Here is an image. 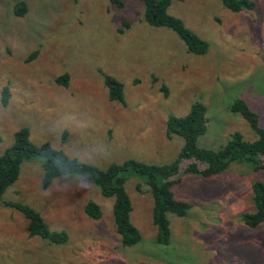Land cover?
Instances as JSON below:
<instances>
[{"label":"rangeland","instance_id":"1","mask_svg":"<svg viewBox=\"0 0 264 264\" xmlns=\"http://www.w3.org/2000/svg\"><path fill=\"white\" fill-rule=\"evenodd\" d=\"M120 1L0 0V154L26 127L34 144L49 142L72 157L86 159L88 151L107 146L106 159L87 158L102 169L129 159L171 164L184 139L168 135V117L188 114L195 101L208 108L200 146L219 149L234 131L257 138L231 104L243 98L264 127V0L239 12L222 0H174L169 13L209 43L205 54L189 51L172 29L146 22L142 0ZM18 3L27 7L23 16L16 15ZM105 74L123 82L124 103L110 99ZM190 162L173 178V191L192 207L185 216L168 214V244L156 241L146 178L125 172L131 220L142 234L125 246L113 197L87 178L57 177L44 188L41 160L24 161L0 199V264H264V222L251 227L244 220L255 211L252 183L264 180V170L235 161L204 177L187 170ZM89 200L101 206V218L86 214ZM4 201L33 207L69 240L30 236L29 219Z\"/></svg>","mask_w":264,"mask_h":264},{"label":"trees","instance_id":"2","mask_svg":"<svg viewBox=\"0 0 264 264\" xmlns=\"http://www.w3.org/2000/svg\"><path fill=\"white\" fill-rule=\"evenodd\" d=\"M173 1L142 0L145 5V21L153 26L172 29L185 42L189 51L205 54L209 49V43L189 29L181 18L169 13V7ZM113 2L123 5L120 0H113ZM222 2L235 12L243 9L252 10L255 7L252 0H222ZM26 11L25 3L16 4V15L23 16ZM68 77V74H64L59 78V81L65 84ZM105 83L109 89L110 99L124 103L123 82L112 75L105 74ZM3 94V102L7 104L9 92L6 88ZM231 110L241 113L249 122L257 134L255 140L248 141L240 131H234L228 141L219 149L200 146L199 138L208 129V108L202 101H195L188 114L184 116L172 114L168 117V135L176 134L184 139V145L178 157L171 164L158 165L129 159L123 163H111L107 168L102 169L88 163L83 165L72 163L71 167L74 171L84 172L86 178L98 186L103 195L114 198L113 216L117 233L120 235L123 245L132 246L142 240L140 230L131 220L133 205L125 185L127 181L125 172L129 169L143 175L146 178V184L150 187L154 198L153 222L158 227L156 241L162 244H168L171 240L168 214L185 216L192 207L190 202L177 199L173 191V178L180 173L183 161H191L187 166L189 172L204 177L222 173L235 161L247 162L255 170H264V127L260 125L259 114L251 109L247 101L241 97L233 101ZM64 153H66L64 150L53 147L49 142L41 145L34 144L30 139V131L26 127L16 131L14 143L0 154V199L8 187L18 180L23 162L32 159L41 160L45 171L42 185L44 188L50 187L53 181L60 177L56 171L60 162L67 160ZM63 167L65 170L69 168L67 163ZM252 189L255 211L245 214L244 220L251 227H256L264 222V180L254 181ZM3 203L15 207L25 214L29 219L30 236L39 235L53 243H66L69 240L65 231L51 230L42 215L33 207L18 202L4 201ZM85 212L93 219L101 218L103 213L101 206L93 200L86 203Z\"/></svg>","mask_w":264,"mask_h":264},{"label":"clouds","instance_id":"3","mask_svg":"<svg viewBox=\"0 0 264 264\" xmlns=\"http://www.w3.org/2000/svg\"><path fill=\"white\" fill-rule=\"evenodd\" d=\"M53 151H55V149H53ZM94 153L96 155L102 156V158H105V159L110 155V153H108L107 146H104L103 148H94L92 151H88L86 153V157L87 158H94ZM64 156L67 157V160L61 161L60 165H58V168L56 171L57 174L60 175V179L64 180V177L67 176V180L65 181V183H73L74 181L76 183H78L80 178H86V175L84 172L74 171L72 169L71 165L73 162H75L76 164L83 165V164L87 163V158L81 159L80 156L72 157V156H69L68 153H64ZM65 163H67L69 166L68 170H65L63 167ZM77 177L79 179H77ZM45 193L50 194V192L48 190H45Z\"/></svg>","mask_w":264,"mask_h":264}]
</instances>
